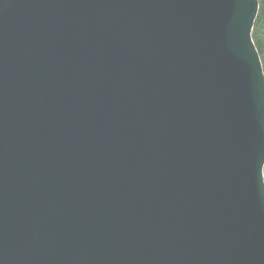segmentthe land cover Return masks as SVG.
I'll list each match as a JSON object with an SVG mask.
<instances>
[{
    "label": "water",
    "instance_id": "1",
    "mask_svg": "<svg viewBox=\"0 0 264 264\" xmlns=\"http://www.w3.org/2000/svg\"><path fill=\"white\" fill-rule=\"evenodd\" d=\"M258 0H0V264H264Z\"/></svg>",
    "mask_w": 264,
    "mask_h": 264
},
{
    "label": "trees",
    "instance_id": "2",
    "mask_svg": "<svg viewBox=\"0 0 264 264\" xmlns=\"http://www.w3.org/2000/svg\"><path fill=\"white\" fill-rule=\"evenodd\" d=\"M258 5L259 10L252 29V41L259 55L264 74V0H258Z\"/></svg>",
    "mask_w": 264,
    "mask_h": 264
}]
</instances>
